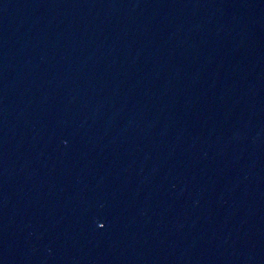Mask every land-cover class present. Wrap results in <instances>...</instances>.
Listing matches in <instances>:
<instances>
[{"label":"water","instance_id":"1","mask_svg":"<svg viewBox=\"0 0 264 264\" xmlns=\"http://www.w3.org/2000/svg\"><path fill=\"white\" fill-rule=\"evenodd\" d=\"M0 264H264V0H0Z\"/></svg>","mask_w":264,"mask_h":264}]
</instances>
